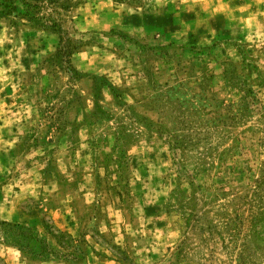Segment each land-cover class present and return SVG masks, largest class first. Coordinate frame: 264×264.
I'll return each instance as SVG.
<instances>
[{"label":"rangeland","instance_id":"rangeland-1","mask_svg":"<svg viewBox=\"0 0 264 264\" xmlns=\"http://www.w3.org/2000/svg\"><path fill=\"white\" fill-rule=\"evenodd\" d=\"M0 15V264H264V0Z\"/></svg>","mask_w":264,"mask_h":264},{"label":"trees","instance_id":"trees-1","mask_svg":"<svg viewBox=\"0 0 264 264\" xmlns=\"http://www.w3.org/2000/svg\"><path fill=\"white\" fill-rule=\"evenodd\" d=\"M79 0H0V15L13 11L22 19H27L41 26H48L59 33L62 41V22Z\"/></svg>","mask_w":264,"mask_h":264}]
</instances>
